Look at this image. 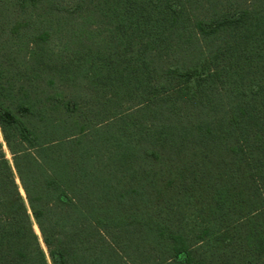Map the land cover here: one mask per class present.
Returning a JSON list of instances; mask_svg holds the SVG:
<instances>
[{
  "label": "trees",
  "instance_id": "1",
  "mask_svg": "<svg viewBox=\"0 0 264 264\" xmlns=\"http://www.w3.org/2000/svg\"><path fill=\"white\" fill-rule=\"evenodd\" d=\"M58 1L0 0V264H264V0Z\"/></svg>",
  "mask_w": 264,
  "mask_h": 264
},
{
  "label": "rangeland",
  "instance_id": "2",
  "mask_svg": "<svg viewBox=\"0 0 264 264\" xmlns=\"http://www.w3.org/2000/svg\"><path fill=\"white\" fill-rule=\"evenodd\" d=\"M74 3H75L74 0H60V1H58V4L61 8L57 13H59V14L65 13L67 11V9H69L70 7H72L74 5ZM52 27L49 30V36L45 42V47L47 48V50L49 52H51V54H53V53L59 54V53H61L62 48L66 43V39H67L66 37L67 36H65V33L63 36L59 32V30L57 28H55V25H53ZM3 148L5 150L6 157L10 160L11 156H10L8 150L6 149L4 143H3ZM136 203H132V206H135ZM138 206H141V204H139ZM135 207H137V206H135ZM136 209L138 211L136 210V212L133 216H135L137 218H141V220L148 219V215L150 214L148 207L144 208V209L137 207ZM144 210L149 211V213L147 214V211L145 212ZM35 227H36V225H34V228ZM36 228H35V230L38 232V229H36Z\"/></svg>",
  "mask_w": 264,
  "mask_h": 264
}]
</instances>
